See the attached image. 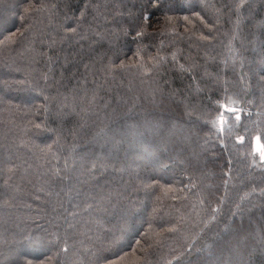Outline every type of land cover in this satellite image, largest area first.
<instances>
[{"label":"trees","instance_id":"trees-1","mask_svg":"<svg viewBox=\"0 0 264 264\" xmlns=\"http://www.w3.org/2000/svg\"><path fill=\"white\" fill-rule=\"evenodd\" d=\"M256 137L264 0H0V264H264Z\"/></svg>","mask_w":264,"mask_h":264},{"label":"rangeland","instance_id":"rangeland-1","mask_svg":"<svg viewBox=\"0 0 264 264\" xmlns=\"http://www.w3.org/2000/svg\"><path fill=\"white\" fill-rule=\"evenodd\" d=\"M222 108H226L224 106V104L222 105ZM221 117H223V119H221ZM215 123H216L217 128H219L220 130L223 129L224 125L226 124V114H225L224 110L221 111L220 114L216 117ZM257 147H258L257 141H255V147L254 148L256 149ZM259 147H261L260 143H259ZM257 152L259 154V157L261 158L260 151H257Z\"/></svg>","mask_w":264,"mask_h":264},{"label":"snow or ice","instance_id":"snow-or-ice-1","mask_svg":"<svg viewBox=\"0 0 264 264\" xmlns=\"http://www.w3.org/2000/svg\"><path fill=\"white\" fill-rule=\"evenodd\" d=\"M240 3L242 4L243 3V0H240ZM236 6L237 7H240V4H237ZM81 11H82V14H84V10H81ZM68 31L74 32L75 29H68ZM137 35H139V33ZM232 111H234V110H232ZM221 119H223V117H221ZM256 141H257L258 147L255 150L260 151L261 159L264 160V149H262L261 147H259V137H256ZM176 264H185V262L184 261H181V260H177L176 261ZM187 264H192V262L191 261H188Z\"/></svg>","mask_w":264,"mask_h":264},{"label":"built area","instance_id":"built-area-1","mask_svg":"<svg viewBox=\"0 0 264 264\" xmlns=\"http://www.w3.org/2000/svg\"><path fill=\"white\" fill-rule=\"evenodd\" d=\"M219 129V128H218ZM220 130V129H219ZM222 130V129H221Z\"/></svg>","mask_w":264,"mask_h":264}]
</instances>
